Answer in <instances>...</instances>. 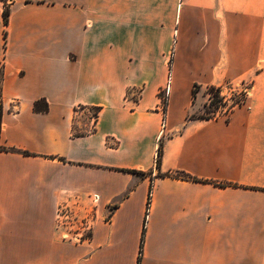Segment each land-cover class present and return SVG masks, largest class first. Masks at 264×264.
Instances as JSON below:
<instances>
[{
	"label": "crops",
	"instance_id": "crops-1",
	"mask_svg": "<svg viewBox=\"0 0 264 264\" xmlns=\"http://www.w3.org/2000/svg\"><path fill=\"white\" fill-rule=\"evenodd\" d=\"M0 264H264V0H0Z\"/></svg>",
	"mask_w": 264,
	"mask_h": 264
},
{
	"label": "trees",
	"instance_id": "trees-1",
	"mask_svg": "<svg viewBox=\"0 0 264 264\" xmlns=\"http://www.w3.org/2000/svg\"><path fill=\"white\" fill-rule=\"evenodd\" d=\"M9 15H10V10H9V7L6 6L5 10L3 12L5 24L8 23ZM197 88H199V86H197V85H195L193 88V92H192L193 98L196 97V94L198 92ZM221 90H222L221 87H215V86L207 87V92L210 95V97H209V102L204 107L205 115H200V116L192 115L189 118L190 119H211V118L216 117L220 112L219 104H222V103L226 104V98L224 96L220 95ZM245 100H246V96H244L242 99H239L238 101H235L234 104L228 108L229 110H226V111L227 112L232 111L235 107H238L241 104H243V102ZM34 109L37 112H47L48 111V104L44 100H39L35 103ZM97 114H98V110H97V113H95V116ZM162 153H163V143L161 142L159 144V148H158V152H157V158H156V167L157 168L160 166ZM132 172L141 174V172H137V171H132ZM162 176H164V175H162ZM177 176H180L183 179L194 180V178L187 177L185 175H182L181 173H178Z\"/></svg>",
	"mask_w": 264,
	"mask_h": 264
},
{
	"label": "rangeland",
	"instance_id": "rangeland-1",
	"mask_svg": "<svg viewBox=\"0 0 264 264\" xmlns=\"http://www.w3.org/2000/svg\"><path fill=\"white\" fill-rule=\"evenodd\" d=\"M167 59H168V64L171 66L172 61L174 59L173 56V52H170V54H167ZM169 79V78H168ZM168 85L169 81H167V83L165 84V88L163 90H161L160 92V97L162 96L164 99L165 97L168 98V94H167V89H168ZM194 88V87H193ZM248 88L247 85H243V84H228V85H223L221 87V92L220 95L224 96L226 98V104H219V114L223 115V114H227L228 112L226 110H229L228 108L234 104L235 101H238L239 99H241V95H242V91L246 90ZM198 92L196 95L195 100L192 101V105H191V110L192 111V115L194 116H200V115H205V110L204 107L205 105L209 102V97L210 95L207 92V88L203 87L202 89L197 88ZM196 107H198L197 110ZM194 111V112H193ZM91 113L92 116H95V111L91 109Z\"/></svg>",
	"mask_w": 264,
	"mask_h": 264
},
{
	"label": "built area",
	"instance_id": "built-area-1",
	"mask_svg": "<svg viewBox=\"0 0 264 264\" xmlns=\"http://www.w3.org/2000/svg\"><path fill=\"white\" fill-rule=\"evenodd\" d=\"M168 91H169V85H168V89H167V94H168ZM244 96H247V89L242 91V95H241L240 98L242 99ZM160 98H161V100H160V104H159V110L162 112V114L165 117V110H166V106H167V97H165V99H164L161 96ZM164 123H165V121L163 120V127H164ZM149 203H150V196H149V199H148V204Z\"/></svg>",
	"mask_w": 264,
	"mask_h": 264
}]
</instances>
